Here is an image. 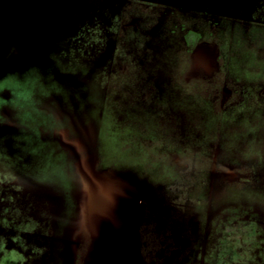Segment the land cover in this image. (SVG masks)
Wrapping results in <instances>:
<instances>
[{"label":"flooded vegetation","instance_id":"obj_1","mask_svg":"<svg viewBox=\"0 0 264 264\" xmlns=\"http://www.w3.org/2000/svg\"><path fill=\"white\" fill-rule=\"evenodd\" d=\"M0 1L1 9L7 6V3L3 4L4 0ZM133 1L143 4L145 0ZM188 1H147L152 7L158 6L157 3L164 4V13L179 21L178 25L175 21L169 30L172 36L167 40V45H178L174 34L180 31V43L185 45L191 63L185 82L174 81L173 71L172 75H151L154 79H150V83L153 85L145 99L138 93L136 102L130 103L127 102V95L122 93L123 100L120 102L124 106L115 107L123 126V150L133 153L134 161L145 162L144 171L157 179L147 180L145 185L122 173H115L113 167L99 169V162L97 158L94 159L97 172L120 177L133 185L132 189L118 181L125 187V193L122 198H118V206L110 209L111 212L116 211V216L110 211L107 214L106 230L113 232L112 238H118L121 242L128 236L135 239V233L131 234V222L136 217L134 204L138 214L136 225L144 242L150 238L154 241L158 236L171 240L174 238V248L162 264H179L180 259L187 260L198 255L206 242L211 222L227 212L235 215L237 207L241 205L252 207L264 217V202L221 201L231 192L244 193L255 191L256 188L264 192V124L262 128L257 125V129L256 126L252 129L244 123L246 119L256 120L257 114L264 115V0H248L250 6L246 8L250 11L247 22L240 21L243 18L242 12L239 13L243 10V0H215L221 3L220 6L226 1L235 4L238 9L236 12L211 7L206 9L202 4L200 8L195 1L203 3L202 0H190L189 4ZM199 19L206 20L205 31L187 25V22ZM154 22L156 24V18ZM158 24L155 30L159 34L162 27ZM153 30L151 34L157 36ZM207 35L218 37L222 43L218 45L215 41H207ZM200 45L214 49L215 58L195 61L193 55ZM164 50L167 52L164 53L166 60L163 67L167 73V69L171 66L176 68L178 62L170 60L173 55L167 47ZM26 51L35 60L41 57L35 48H26ZM103 70L104 67L98 66L96 71L91 72V77L104 91L107 90L106 85L110 87L111 76L100 75ZM61 78L65 80L69 76ZM225 120L227 124L223 123ZM9 126L12 134L13 126ZM210 129L216 132L211 134ZM207 132L210 138L206 136ZM213 135L215 138H212ZM59 140L62 144L73 145L65 132L60 134ZM229 173L233 174L232 179ZM86 201L87 197L83 200L82 208L87 206ZM145 202L150 215L147 219L143 211ZM83 226L89 232L87 236L91 241L87 216L84 214L83 217L81 215L75 235L64 238L63 242H81L80 231ZM125 233H128L127 237ZM89 244H81L85 256ZM121 247L123 249V245ZM207 255L217 257L219 264H226L221 260L226 258L224 252L209 251ZM145 257L149 260L148 264H159L155 255ZM67 262L73 264L69 260Z\"/></svg>","mask_w":264,"mask_h":264},{"label":"rangeland","instance_id":"obj_2","mask_svg":"<svg viewBox=\"0 0 264 264\" xmlns=\"http://www.w3.org/2000/svg\"><path fill=\"white\" fill-rule=\"evenodd\" d=\"M145 1L143 4H138L133 0H76V3L74 0H67L66 9H69V14L65 15L62 12L60 21L66 27H82L77 30L78 32L74 31L69 38L65 37L67 44H70L73 50L81 56L74 62L75 70L85 67L88 71L94 72L98 66L104 67L100 75L107 77L109 74L111 76L110 87L106 85L107 90L104 91L98 85H95L94 88L97 93L96 97L107 101L111 108L118 105H121V108L124 106L120 102L123 100L122 93L127 95L129 98L127 102L130 103L136 102L139 97L138 93H141V98L145 99L147 92L152 89L153 84L150 83V79L154 78L151 75L160 77L173 74L175 75L174 81L182 83L185 82L186 74L190 69V56L185 45L180 43V31L174 34L176 35L174 36L175 42H178L177 47L167 45V40L172 36L169 30L175 21H177V25L179 21L164 13V4L157 3L158 6L155 5L157 7L154 5L152 7L148 4V0ZM153 1L167 2V0ZM202 1L203 3H198V1L195 3L197 6L200 5V8H202L201 4L204 5L206 9L211 7L228 12L238 10L235 4H230L227 1L223 6H220L221 3L215 0ZM242 5L243 10H239V13L242 12L243 18H240V21L247 22L250 9L246 6H250V2L243 0ZM244 9L246 10L244 11ZM34 14L37 13L34 12ZM155 18L156 24L160 23L158 26L162 27L159 34L155 30ZM205 21V19L189 21L187 25L190 28L205 31L207 26ZM42 23L47 28H52L55 24L52 23V19H43ZM11 29L17 35L24 32V28H19L14 22L11 24ZM152 30L156 31L157 36L151 34ZM76 32L77 34H75ZM63 33L66 34V32ZM2 34H0V42L3 40L4 35ZM45 39L43 32H37L32 36H26L22 42L18 43L21 46L27 43H30L29 45L39 43L44 45ZM206 40L215 41L218 45L222 43L218 37L208 35ZM165 46L173 55L170 60L178 62V66L176 68L171 66L167 69V73L163 67L166 60L164 53L167 52L164 50ZM2 57L0 55V59ZM214 58V49L203 45L198 46L193 55V59L199 62L210 61ZM153 63H156L157 66H151ZM243 63H241L242 66H245ZM172 71L174 73L171 74ZM68 89L73 90L69 87ZM159 110H161V105H159ZM159 110L155 109L158 112ZM255 117L256 120L246 119L244 123L252 129L255 126L257 129V125L261 127L264 124V115L257 114ZM10 128L9 125L4 124L0 129V153L2 154L0 157V264H68L67 260L73 264H87L86 254L81 251V244L91 243L86 227L83 226L80 231L81 242L79 240L62 243L58 240L55 242L51 213L54 208L59 206V200L46 198L44 195L23 187L14 174L11 164L15 159L16 151L12 146ZM215 129H210L211 134L216 132ZM263 130L264 128H262ZM174 132L176 133V129ZM206 136L210 138L208 132ZM212 138H215V135ZM231 176L233 174L229 173V177L232 179ZM255 191H259L258 193L261 195L264 194L261 188H256ZM144 199L148 202V199ZM147 202L143 205L146 219L150 218ZM237 202L247 201L239 199ZM229 213H224L211 222L206 242L200 253L192 258L190 264H216L217 261L219 264L220 260L217 257L207 255L209 251L224 252L226 258L221 260L226 264H264V217L258 215V212L252 207L244 205L237 207L235 215ZM140 234L138 231L139 264H148L149 260L145 256L150 254L155 255L154 258L159 264L166 262L174 248L172 246L174 238L171 240L158 236L154 241L150 238L148 242H144ZM179 261L180 264L185 259Z\"/></svg>","mask_w":264,"mask_h":264},{"label":"trees","instance_id":"obj_3","mask_svg":"<svg viewBox=\"0 0 264 264\" xmlns=\"http://www.w3.org/2000/svg\"><path fill=\"white\" fill-rule=\"evenodd\" d=\"M80 28L61 24L52 31L40 29L38 32L46 37L44 45L21 46L13 40L11 56L21 57L11 69L0 72V126H13L12 144L16 151L11 164L13 172L23 187L59 200V206L51 214L53 237L61 243L75 235L81 221L85 199L81 162L92 166L97 158L99 169L113 167L115 173L145 185L147 180L157 179L144 171L145 162L134 161L133 153L123 150V126L118 111L96 97L94 86L98 84L92 80L91 72L85 67L75 70L74 62L81 56L67 44L65 37ZM26 48L37 49L40 59H33ZM65 75L69 78L63 80L61 77ZM62 132L73 145L62 144L59 140ZM258 192H231L221 201L244 199L262 203L264 195ZM192 258L184 264H190Z\"/></svg>","mask_w":264,"mask_h":264},{"label":"water","instance_id":"obj_4","mask_svg":"<svg viewBox=\"0 0 264 264\" xmlns=\"http://www.w3.org/2000/svg\"><path fill=\"white\" fill-rule=\"evenodd\" d=\"M67 0H4L7 6L0 8V34L4 35L0 42V72L4 73L18 63L19 54L11 56V42H22L26 36H32L40 29L52 31L57 26L64 24L62 12L67 15ZM73 1V0H72ZM76 3V0H74ZM0 1V5H1ZM13 7L12 9L10 7ZM34 12L37 14L35 15ZM33 13V14H32ZM71 17L72 14L70 13ZM66 17V16H65ZM43 19H52L54 26L47 28L43 25ZM14 22L19 28L23 27L24 32L15 34L11 29ZM6 125V124H5ZM9 125V124H7ZM1 126H4L1 125ZM94 165L81 162V172L84 180L85 197L87 206L82 208V217L87 216L88 229L91 233V243L86 256L88 264H139V243H138V221L137 208L134 206L135 219L131 222L132 230L135 232V239L125 233V241H118L112 238V233L106 230L108 222L106 215L111 208L118 206V198H122L125 187L118 181L124 182L133 189L128 181L120 177L110 176L107 173L97 172ZM142 194V193H141ZM136 220V221H135ZM124 254H123V249Z\"/></svg>","mask_w":264,"mask_h":264},{"label":"bare ground","instance_id":"obj_5","mask_svg":"<svg viewBox=\"0 0 264 264\" xmlns=\"http://www.w3.org/2000/svg\"><path fill=\"white\" fill-rule=\"evenodd\" d=\"M111 212V211H110ZM110 214H113V215H115L116 216V211L115 210H113ZM106 216H108V215H106ZM135 232L133 231L131 234H134ZM134 240V239H133ZM124 246V245H123Z\"/></svg>","mask_w":264,"mask_h":264}]
</instances>
